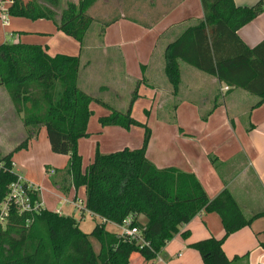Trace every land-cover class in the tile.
<instances>
[{
    "label": "trees",
    "instance_id": "1",
    "mask_svg": "<svg viewBox=\"0 0 264 264\" xmlns=\"http://www.w3.org/2000/svg\"><path fill=\"white\" fill-rule=\"evenodd\" d=\"M2 1L10 3L9 16L31 20L54 21L55 11L39 1L52 8L59 6V0ZM99 1L68 4L61 14L58 30L83 45L96 22L88 12ZM201 5L203 18L188 26L165 50L164 73L173 94L177 95L181 83L182 62L215 77L230 89H241L255 96L257 102L252 108L260 107L264 103V40L249 48L238 32L264 13V0L251 7H239L234 0H201ZM117 20L104 23L101 35ZM80 68L78 56L52 57L47 47L21 42L0 45V86L8 92L15 112L23 115L27 134L13 151L0 154V204L17 181L14 154L27 149L44 127L52 153L68 157L66 167L54 170L50 176L52 184L66 196L72 189L83 190L85 209L102 220L86 234L79 227L82 216L59 215L48 209L19 214L12 207L6 227H0V264H130L133 254L149 263L180 234L183 226L201 213L217 214L224 235L220 239L198 241L190 248L199 253L203 264H231L233 260L223 250L225 241L264 213L248 218L229 190L210 199L193 173L155 167L146 158L151 136L147 127L141 148H125L109 154L97 150L93 161L86 169L82 168L78 141L89 136L87 125L93 114L90 106L96 103L110 109V114L99 118L102 127L139 125L131 117V111L146 78L143 76L136 83L129 108L122 113L80 89ZM216 106L217 103L213 108ZM210 160L215 164L216 158ZM31 199L32 203L39 201V194L32 191ZM141 216L145 223L139 220ZM128 218L148 246L107 231V223L122 226ZM181 236L187 239L189 232ZM94 242L99 244V252H95Z\"/></svg>",
    "mask_w": 264,
    "mask_h": 264
},
{
    "label": "crops",
    "instance_id": "2",
    "mask_svg": "<svg viewBox=\"0 0 264 264\" xmlns=\"http://www.w3.org/2000/svg\"><path fill=\"white\" fill-rule=\"evenodd\" d=\"M80 1L59 0L57 8L39 1L41 5L55 11L54 21L38 20V25L33 28L36 35L20 36L13 43L21 42L47 47L48 54L52 57L78 56L82 66L78 86L93 97L96 94L107 93L111 88L103 81L102 74L116 72L120 74L119 79L127 81L130 79L129 81L133 84L145 76L147 86L142 84L140 88H145L144 94L147 95L145 97L149 98L152 104L156 106L162 104L163 107H167L169 105L164 106V104L175 103L171 119L160 120L157 133L153 132L147 147L146 158L158 169L173 167L193 173L210 199L216 198L225 189L229 190L248 218L257 213H264V103L254 109L252 107L257 102L255 96L241 89H230L218 82L215 77L182 62L180 63L181 83L177 95H174L173 88L164 73V54L167 46L173 43L188 26L203 18L201 0H101L89 11L94 12L100 4L106 6L114 2L123 14L114 18L118 20L108 26L102 35L99 30L102 24L94 22L86 34L83 45L57 28L61 22V14L67 5L78 4ZM259 1L234 0L239 7H251ZM9 5L8 2L0 4V20L6 33L14 37L13 30L10 31L14 21L11 22L7 13ZM135 14H138L139 18ZM14 30L17 31L15 27ZM238 36L247 47L258 46L264 40V13L241 28ZM88 41L90 46H87ZM133 43L141 45L134 50L130 47ZM84 51H88L86 65L82 64L81 59ZM93 61L100 63L96 65L98 72L96 67L89 70L95 63ZM110 63H113V66ZM142 67L145 69L143 72ZM98 76L99 82L95 80ZM132 77L134 79H131ZM157 78L159 80L158 82L156 80V84L154 81ZM90 87H95L93 93L88 90ZM2 88L3 86H0V102L4 100L8 104L9 111L17 115L10 97L5 91L2 93ZM215 103L217 106L213 108ZM95 105L97 104H92L93 108ZM210 111L211 113L207 115ZM6 118L0 116V126L4 125V131L0 128V134L12 131L11 126L6 125ZM170 122L173 126L169 124ZM21 126V133H19L21 135H18V138L26 137V128L23 124ZM43 130L41 128L39 131L40 137ZM45 133L47 136L46 129ZM87 138L81 140L84 141ZM43 145L42 150L46 155L49 154L51 150L49 141L48 144ZM38 146L37 136L29 142L27 149L14 154L13 170L16 174H18L17 171L19 172L15 169L19 166L17 161L25 158L23 154L26 156L34 154L38 151ZM16 147L12 146L9 148L11 150L5 153H10ZM135 147L139 149L142 144L132 148ZM81 153L83 155V152ZM49 156V162L41 164L45 178L51 176L46 172V167L62 170L68 163L67 156L57 155L66 159L65 164L60 166L62 161L58 165L51 164L55 157ZM93 157L92 152L89 156V164L93 161ZM210 157L216 158L215 164L211 162ZM33 158L31 155L29 159L21 160V167L28 169L26 180L42 189L40 201L43 207L50 211L60 210L64 215L80 216V212L75 211L73 206L66 205L64 200L74 197L85 200L83 190L76 192L72 189L66 196L53 184L52 190L51 188L43 189L41 184L31 180V167L27 164L29 161H34ZM45 193L51 197H46ZM82 214L80 229L87 218H94L96 224L102 221L100 217L93 214ZM139 220L142 223L146 221L143 216ZM106 229L118 235L122 231L121 226L112 223H107ZM91 230L85 232L81 229L86 234L91 233ZM186 231L189 232L188 239L181 236V233ZM223 235L220 217L215 213H201L181 228L180 234L166 245L158 259L146 263L141 256L133 254L130 264H203L199 253L190 248V245L212 237L220 239ZM223 250L226 256L233 260L231 264H264V216L256 219L249 227L232 234L225 241ZM235 257L238 259L234 260Z\"/></svg>",
    "mask_w": 264,
    "mask_h": 264
},
{
    "label": "rangeland",
    "instance_id": "3",
    "mask_svg": "<svg viewBox=\"0 0 264 264\" xmlns=\"http://www.w3.org/2000/svg\"><path fill=\"white\" fill-rule=\"evenodd\" d=\"M1 3H4V1L0 0V4ZM91 11H89L88 14L94 17L96 22L101 23L102 25L104 23L110 22L117 16H120L121 14H123L121 13V9L114 2L106 6H104V4L103 5L100 4L98 7H96V10H94V12H91ZM135 16L139 18L138 14H135ZM9 17H10L11 22L14 21V25H12V28L10 29V31L13 30L12 32H14V37H11L9 34L6 33V30L3 29L1 25V20H0V44L6 43V42L11 44L15 41V39H18L20 36L36 35L33 28H35L38 25L37 24L38 20H31L28 18H19V17H11V16ZM13 26L16 28L17 31L14 30ZM96 28H94V30H96ZM134 39L136 40V37H134ZM90 41H91V38H90ZM140 45H141L140 43L138 44L133 43L132 46L130 47L134 48L135 50L139 48ZM87 46H90L89 41H88ZM87 52L88 51H84L81 57L83 65H86V61L88 59ZM104 62L105 61H102L101 63H104ZM99 64L100 63L97 64L96 62L94 63L93 66H91L90 64L91 69L89 70H92L93 68L96 67V65L98 66ZM111 66H113V63L111 64ZM96 72H98L97 67H96ZM119 75L120 74L116 72H112V71H110L107 75L102 74L103 81L105 83H108V85L111 88L109 91H107V93L105 92L100 95H97L96 93H94L96 94L94 95L95 96L94 98L101 99V101L105 102L112 110L126 113L129 108L130 101L133 96V92L136 89V84H133V82L131 83L129 81L130 79L128 81L124 79L123 80L119 79L120 78ZM141 78H143V76ZM131 79H134V77H132ZM95 80L99 82V76L96 77ZM156 80L158 82L159 79L157 78L154 81L157 84ZM146 82L147 81H145L144 85L147 84ZM94 89L95 87H90L88 90L91 93H93ZM144 89L139 87L138 94L139 96H141V98L132 106V111H131V117L136 122H138L139 125H132L130 128H124L119 125H111V126L102 127L99 123V118L101 116L110 114L111 113L110 109H108L107 107H103L101 104L95 105V108H93L94 105L90 106V109L93 112L88 122V125H87V132L90 134L86 140L83 141L80 139L78 141V153L82 157V168L83 169L89 165L88 160L92 152H93V156H95V153L97 150L101 154H109V153L121 151L125 148H128L130 150L138 149L136 147L135 148H132V147L135 145L137 146H141V144L143 145V140L145 137V129H146L145 127H147L150 130L151 136H152L153 132L157 133L158 127L161 123L160 120H163V119L169 120V118L171 119L170 116H172V113H174L175 103L172 102L171 104V102H168L167 104H164V106L169 105L167 107H163L162 104L160 106H156L155 104H152V101H149V98L145 97L147 95L144 94L145 93ZM1 91L2 93H4L3 91H5L8 94V92L6 91L4 87L2 88ZM8 108H9L8 104L4 100H2L0 102V116L7 117L6 125L11 126L12 131L11 132L8 131V132L0 134V154H6L5 152H7V150H11L9 148H11L12 146L16 147L20 145L22 141L26 138V137L24 138L17 137L18 135H21L19 133H21L20 128L22 127L21 125L23 124V118H21L22 119L21 121L20 117H23V115L17 114L18 115L17 116L16 114H14V112L9 111ZM151 112H152V116H150ZM169 124L173 126V123L170 122ZM3 126H0V128L3 129L4 131ZM43 129L44 130H43L41 137L38 135V141H39L38 151L34 152V154L33 153L28 154V156H26V154H23L25 158H20V160L17 161V164L19 166H17L15 169L16 171L19 170V172L17 171L18 173L17 175H20L26 179L28 169H26V167L25 168L21 167V160L29 159L30 156L32 155L34 157L33 158L34 161H29V163L27 164V166L30 165L31 167L30 169L31 180L37 184H41L43 186V189H47V188L52 187V182L50 178L44 177L42 173V169H41L42 162H49L50 160L49 155H53L52 157H55V158L50 163L54 165H58L62 161L61 163L62 165L60 166H63L66 162V159L61 158V156H57L56 154L52 153L51 150L49 154L47 155L44 153V151L42 150V147H44L43 145L44 143L48 144V139L45 133V128L43 127ZM81 152H83L84 158ZM40 157L41 159H39ZM50 190H52V188ZM44 195L46 197H51L49 194H46V193ZM95 225H96V221L94 220V218L93 219L87 218L85 223L81 224V229L85 232H88L91 229L93 230ZM99 248H100L99 244L97 242H94L95 252H99ZM172 249L173 248H171V250Z\"/></svg>",
    "mask_w": 264,
    "mask_h": 264
},
{
    "label": "built area",
    "instance_id": "4",
    "mask_svg": "<svg viewBox=\"0 0 264 264\" xmlns=\"http://www.w3.org/2000/svg\"><path fill=\"white\" fill-rule=\"evenodd\" d=\"M47 173L53 175L55 171L51 169ZM32 191H35L39 194V201L35 203H32ZM41 192L42 189L39 186L18 175L17 181L10 186L9 193L7 194L5 200L0 204V227H6L12 207L15 208L19 214L34 213L41 209H46L43 207V203L40 201ZM64 203L66 205L73 206L74 210L80 212V216L82 217V213H90V215L92 214L85 209L84 199L74 197L72 199H65ZM53 212H56L59 215H64L60 210ZM131 221V218H128L124 221L123 225L121 226L122 231L120 235L125 236L142 246H148L147 242L141 237L140 230L136 227H131ZM158 258L159 257L156 259Z\"/></svg>",
    "mask_w": 264,
    "mask_h": 264
}]
</instances>
